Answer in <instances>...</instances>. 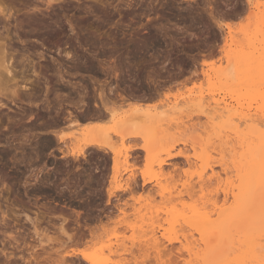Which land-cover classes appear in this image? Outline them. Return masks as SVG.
I'll use <instances>...</instances> for the list:
<instances>
[{"label": "rangeland", "instance_id": "rangeland-1", "mask_svg": "<svg viewBox=\"0 0 264 264\" xmlns=\"http://www.w3.org/2000/svg\"><path fill=\"white\" fill-rule=\"evenodd\" d=\"M261 1L0 0L10 14H0V86H30L36 95L26 100L20 89L19 100L0 96V264H89L66 255L78 247L108 264H264V233L255 256L233 233L224 258L217 248L205 251L212 235L192 228L201 220L180 223L173 200L181 182L203 173L218 174V186L233 179L226 161L240 133L220 137L232 111L212 113L215 98L233 104V76L214 70L261 51ZM7 63L18 69L14 78L2 69ZM135 108L153 119L118 128L117 119ZM94 142L102 149L88 146ZM133 144L149 148L119 156L116 176L108 147L125 152ZM86 146L83 156L68 153ZM108 189L115 191L110 200ZM202 200L191 201L202 211ZM60 224L68 234L81 228L84 237L66 240Z\"/></svg>", "mask_w": 264, "mask_h": 264}, {"label": "bare ground", "instance_id": "bare-ground-1", "mask_svg": "<svg viewBox=\"0 0 264 264\" xmlns=\"http://www.w3.org/2000/svg\"><path fill=\"white\" fill-rule=\"evenodd\" d=\"M261 2L264 3V0H262ZM0 14H2L3 16L1 19L6 18V16L7 17L10 16V14H8L9 16L6 15V12H4L3 9H0ZM39 17L41 16L39 15ZM6 22L8 23L7 20ZM16 23L18 24L20 23V21L19 22L16 21ZM17 24H15L16 27H18L19 25ZM225 24L229 26V23H225ZM17 29L15 30L17 31ZM262 42H263V46L261 48V51H257L256 53L257 55H253V53L251 54L246 53L244 55L242 54L240 56H236L234 60H227V64L225 65L223 69L221 68L218 70H214V75L221 74L226 78L227 77L230 78V75L233 76V78L231 76L232 82L229 83L230 88L229 90H227L230 93V97L232 98L233 104L225 102L224 96L223 98H221L222 100L220 99L221 101L219 100V98L218 99L215 98L213 100L214 107L212 109L213 110L212 113L214 117H218V116H221L223 113H228L232 111L229 113V116L227 118L228 122H225L220 128L219 136L222 137L224 135L223 132H225V134L229 132L237 137V134L240 133L239 149L234 150L229 156V160L226 161L228 170H230L232 173L230 171L229 172L233 174V176H230V177H233V179L230 180L227 185H224V187L223 185L220 186L219 184V186L222 187L221 203L219 201L220 204H217V201H216L218 198H220L219 195H217L220 189V187L218 186V182L220 181L218 180L219 175L216 174L215 172H212L209 175H207L206 173H203L202 175H200L201 174L200 173L199 180L194 183H190V182L182 183L181 182L180 187L176 188L175 193L173 195V200L175 199L176 204L177 203L179 204L177 205L178 207L174 208V212L176 215L180 216V220H181L180 223L187 225V224H190L192 220L194 219L197 221L201 220L203 222L202 224H198V225L196 224L192 226V228L194 227L197 230V233L202 236H204L205 234L208 236L209 233L212 235V237L209 240L204 241L205 251H206V248H212V250L215 249L214 251L218 250L217 252H219L222 256H224V258L229 255V250H230L229 248L233 246L232 245L233 240L230 238V236L233 233H236V234L241 233L243 235L244 238L242 241L248 245L247 248H248V252L250 255L255 256L257 255V253L262 252L260 249L261 247L257 245L258 235L264 233V79L262 78L264 75V38ZM3 43L4 42L0 43V49ZM3 46H2V51L5 55V52H6L4 51L5 46L4 48ZM11 58L12 57L9 56V60ZM14 67L12 63L10 64L7 63L2 67V69H4V72L7 74V76L11 77L13 75L16 76V74H13L14 73L13 70L14 71L18 70ZM18 72H21V74H23L24 70L23 71L21 70ZM32 73L36 75L37 77H39L40 75L39 72L36 71V69H32ZM205 73L208 75L207 72ZM0 80H1V71H0ZM14 82L16 83V80ZM47 88L49 89V87H46L45 90H47ZM20 89L24 91L22 95H24L26 100H27V96L29 98L36 96V95H33L35 91H33L34 92L33 93L32 91H30L32 90V88L26 85H21V86H16V87L13 86V88H8L7 90H2L0 86V96L6 97L8 95L6 98H9L10 100H14V99L19 100L20 99L19 98ZM28 101L29 103L31 102L30 99ZM143 110L144 109H141V108H135L130 113L119 117L117 121L115 122L117 127L121 128L127 125H131L135 121L141 120V118H145V117L153 119V116H151L149 113L144 112ZM214 117L210 116L211 119H214ZM233 119H235V122L232 121ZM247 120L248 121L250 120V122L248 124H245L243 129L240 130L239 123L243 121L246 122ZM95 126H96V123H93V124L91 123L88 125H82L80 129L83 131L90 130V129H93ZM145 133L140 134V135L146 137L147 134H150L151 138L154 137L153 132L150 130H149V133H147L146 135ZM63 137H64L63 134L59 135L60 140H62ZM147 137L145 139H147ZM154 138H157V137H154ZM152 141L154 142L153 139ZM148 144H149V140H148ZM88 146H96L97 148L101 147L100 149H102L103 144L99 142L97 143L94 142V143H89ZM88 146L80 150H74V147L73 148L71 147L68 153L70 156L72 155L74 157L78 155H82L84 149L88 148ZM108 148H110V151H112L111 171L113 174H116V176H118L121 169L118 165L114 166V164L115 163L117 164L119 156H123V158H127L129 157L130 151L136 148L147 150V148H149V145L143 144L141 146H137L133 144L127 147L125 152H120L119 150H116L115 148L113 149L112 147H108ZM68 153H65L63 155L65 156ZM164 163L166 162L165 161H162L161 163L158 162L159 165H162ZM223 165H225V163ZM204 168L205 167H203L202 170H205ZM132 181L133 183L136 184L135 179ZM114 192H115L114 190L108 189L107 191L108 200H110V198L115 195ZM199 199H200L199 203H201V199L203 200L207 199L205 200V203L208 201L210 202L211 206H209V204L203 203L202 204L204 205L202 207L203 210L202 211L198 210V208H195L196 203L195 205H193L194 204L193 202ZM227 202L228 204H226ZM1 212H2L1 215L3 218L4 214H6V211H1ZM3 219L5 220V218ZM30 221H31L30 223H32L33 225L32 227L36 231V226H38V224L41 222L38 215H36L33 219L30 218ZM62 221L64 223L65 218L62 217ZM60 225L61 226L59 227L60 229L59 231H61L60 233L65 234L66 240L68 241L70 240L72 241V239H74L75 236L76 238H78L77 237L78 234H79V237H81V235L84 233L83 232L84 230L80 228L82 227L81 225L79 226L80 229L76 227L77 229H79V231H77V229L75 228L77 232L74 231L75 233L73 232L70 234H68L65 231L66 229L63 227L64 225L62 224ZM89 230L91 231V228ZM70 250H71L70 253L66 252L67 256L79 255L89 264H108L107 259L98 257V254H96L95 251L86 252L88 251V249L85 250L84 247L83 248L81 247L71 248Z\"/></svg>", "mask_w": 264, "mask_h": 264}]
</instances>
